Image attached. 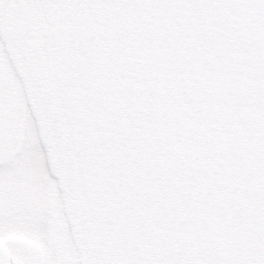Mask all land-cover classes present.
<instances>
[{"label": "snow or ice", "instance_id": "6c2138e0", "mask_svg": "<svg viewBox=\"0 0 264 264\" xmlns=\"http://www.w3.org/2000/svg\"><path fill=\"white\" fill-rule=\"evenodd\" d=\"M0 264H264V0H0Z\"/></svg>", "mask_w": 264, "mask_h": 264}]
</instances>
